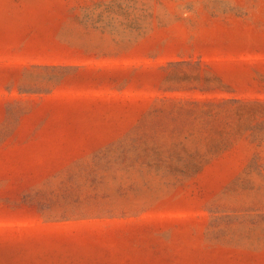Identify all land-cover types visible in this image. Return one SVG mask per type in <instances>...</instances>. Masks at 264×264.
<instances>
[{
	"label": "rangeland",
	"instance_id": "1",
	"mask_svg": "<svg viewBox=\"0 0 264 264\" xmlns=\"http://www.w3.org/2000/svg\"><path fill=\"white\" fill-rule=\"evenodd\" d=\"M0 264H264V0H0Z\"/></svg>",
	"mask_w": 264,
	"mask_h": 264
}]
</instances>
